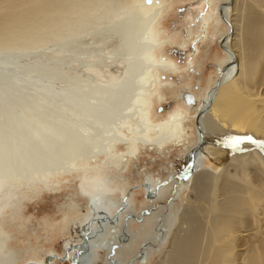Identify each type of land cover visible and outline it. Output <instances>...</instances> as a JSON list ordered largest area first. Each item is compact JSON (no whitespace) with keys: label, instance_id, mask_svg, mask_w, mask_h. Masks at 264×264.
I'll use <instances>...</instances> for the list:
<instances>
[{"label":"bare ground","instance_id":"6f19581e","mask_svg":"<svg viewBox=\"0 0 264 264\" xmlns=\"http://www.w3.org/2000/svg\"><path fill=\"white\" fill-rule=\"evenodd\" d=\"M15 1L0 0V186L48 185L66 174L97 170L101 162L118 163L122 153L113 152L121 143L129 156L139 141L160 146L178 138L176 120L146 122L155 71L174 67L156 58L165 41L157 39L155 22L173 0H134L118 8L107 7L110 0H17L37 4L16 12ZM250 1L242 29L227 16L234 0L220 5L229 26L222 44L230 60L199 111V143L182 174L195 170L199 153L220 167L210 179L204 171L194 176L210 205L199 217L189 206L183 209L181 217L195 219L196 226L175 237L169 256L159 260L163 264H264V0ZM72 43L77 56L93 57L81 60L95 77H76L60 87L54 81L63 76ZM54 48L63 52L49 55ZM107 63L123 69L121 79H106ZM150 126L154 135H147ZM89 229H83L86 242ZM12 240L0 223V264L17 263ZM88 248L87 243L84 264L90 263Z\"/></svg>","mask_w":264,"mask_h":264},{"label":"rangeland","instance_id":"374dc122","mask_svg":"<svg viewBox=\"0 0 264 264\" xmlns=\"http://www.w3.org/2000/svg\"><path fill=\"white\" fill-rule=\"evenodd\" d=\"M110 1L107 7L118 8L132 5L134 0ZM227 1L173 0L155 20L157 39L165 41L156 58L171 61L174 67L155 71L156 83L150 91L146 122L158 125L176 120L180 124L176 125L179 135L176 140L160 146L139 141L129 156L124 154L126 147L121 143L113 152L114 157L122 153L118 163L114 162L115 158L108 161L110 165L101 162L102 167L97 170L66 174L48 185L0 186L3 213L0 223L13 239L9 245L17 253L16 264H48L51 260L50 264H75L79 254L78 264H84L81 256H85L83 248L87 243L91 246L87 250L89 264H160L171 253L170 244L175 237L183 233L185 236L194 229L195 219L181 217L183 209L189 206L190 213L194 211L199 217L210 205L206 190L203 194L194 176L204 171L209 172L210 179L220 166L214 157L199 153L195 170L185 178L180 174L188 166L190 152L199 143V111L204 110L207 94L217 84L220 69L230 60L228 49L222 44L229 26L220 8ZM151 3L157 4L159 0ZM233 3V10L227 16L242 29L251 1ZM36 4L16 0L10 6L16 12ZM86 41L89 46L93 44L92 40ZM75 48L76 43H72L69 49L73 53L63 59L64 73L56 76L55 85H72L76 77L82 79L87 74L95 77L84 69L81 60L93 57L88 54L79 57ZM60 50L54 48L48 54L63 52ZM102 74L108 81H117L123 69L107 63ZM186 94H191L195 103L187 106ZM195 105L193 109L190 107ZM153 128L149 127L147 135H154ZM84 182L90 183L94 194L84 190ZM149 187L155 191L149 193ZM104 214H107L105 218ZM85 226L90 228L85 231L87 242L83 238Z\"/></svg>","mask_w":264,"mask_h":264},{"label":"water","instance_id":"95a60500","mask_svg":"<svg viewBox=\"0 0 264 264\" xmlns=\"http://www.w3.org/2000/svg\"><path fill=\"white\" fill-rule=\"evenodd\" d=\"M184 96H185L186 101H187L188 104L189 103H195V100H194V98H193V96L191 94H186ZM185 175H188V174H185ZM185 175H183V174L181 175L180 174L181 177H184Z\"/></svg>","mask_w":264,"mask_h":264},{"label":"snow or ice","instance_id":"6c2138e0","mask_svg":"<svg viewBox=\"0 0 264 264\" xmlns=\"http://www.w3.org/2000/svg\"><path fill=\"white\" fill-rule=\"evenodd\" d=\"M230 139L233 140V141L238 142L241 138L240 137H231Z\"/></svg>","mask_w":264,"mask_h":264}]
</instances>
